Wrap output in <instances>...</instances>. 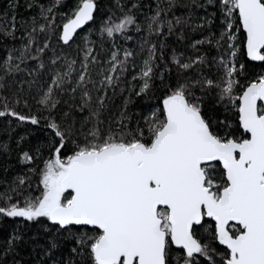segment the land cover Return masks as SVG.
Wrapping results in <instances>:
<instances>
[{
  "label": "snow or ice",
  "instance_id": "snow-or-ice-1",
  "mask_svg": "<svg viewBox=\"0 0 264 264\" xmlns=\"http://www.w3.org/2000/svg\"><path fill=\"white\" fill-rule=\"evenodd\" d=\"M129 2L5 12L0 37L22 43L0 64L3 130L45 138L0 144L29 166L0 181V220L22 226L0 264H26L30 241L27 264H264V0H156L142 19ZM205 26L191 54L168 43ZM132 32L139 51L119 43ZM133 96L155 103L130 113Z\"/></svg>",
  "mask_w": 264,
  "mask_h": 264
},
{
  "label": "trees",
  "instance_id": "trees-1",
  "mask_svg": "<svg viewBox=\"0 0 264 264\" xmlns=\"http://www.w3.org/2000/svg\"><path fill=\"white\" fill-rule=\"evenodd\" d=\"M51 2V0H35V4H44L48 5ZM66 4L71 7L74 6L76 3V0H65ZM100 4L103 7V11L105 13L108 12L109 9L116 11L117 14H119V11L116 7V0H99ZM122 3L126 4L127 6H130L129 0H121ZM132 2H138L142 7L139 10V13L142 14L148 13L149 8L147 7L149 4L152 5V7H155L156 0H132ZM12 3V0H0V24H3L5 27L7 26V22L4 19L5 12L8 10L9 4ZM29 3H33V0H19L20 7L17 10V20L21 17L25 19H29L33 15H38V8L34 7L33 9L29 10L27 9L26 5ZM63 11H68V8L65 7ZM211 11V9L209 10ZM177 15H187L188 11L184 9H178L176 10ZM206 13L203 9H197L193 13V20L191 23H204V17ZM208 19H212L211 16H208ZM218 22L214 21L212 26V31L216 30L215 25ZM20 32H17V37L20 36ZM133 36V40L124 42L119 41L122 47L128 48V49H135L136 51H139L137 49V39L138 36L135 32L130 33ZM206 35H208V26H205V29H197L196 31H189L185 30L184 32V38L178 39L176 35H173L169 37L168 43L171 45L172 48L176 49L177 52L183 51L186 54H191L192 50L190 48V43L196 39H203ZM95 38V37H94ZM21 41L17 39L16 41L12 40H4L2 37H0V64L3 63V60L7 57L8 50L11 49L13 46L19 47L21 45ZM170 55V53H169ZM137 63H139V58L137 59ZM129 80H131V76L128 77ZM124 97L118 96L115 100V106L110 110L112 114L115 113L116 109H118L121 105L122 99ZM133 103L129 105V112L135 113V112H141L143 111L149 103H155V101H145L140 97H132ZM107 115V114H106ZM79 118V117H77ZM103 118V117H102ZM222 118V117H221ZM15 125V121L12 122L11 125H6L3 121V118H0V144L8 142L11 144L13 148H15V142L19 139L20 136H24L25 143L24 147L27 149L30 144L35 145L38 142H43L45 138V132L42 128L37 126H32L28 124H22L18 127H15V131L11 132L12 139L9 140V135L6 133L3 129L11 128ZM29 166L25 164H21L18 161L17 153L12 152L10 155H0V181L5 180H12L17 175H22L27 171V168ZM34 179V178H33ZM3 185L0 184V190H2ZM22 226L18 225L17 223L13 222L10 219H3L0 220V249L3 248L4 243L7 241V239L10 237V235L17 230V228H21ZM37 230L35 228L28 230L25 233V239H27L29 236L36 235ZM37 242L39 244L46 243L43 236H39L37 239ZM32 242L30 241L27 244H22L21 247L17 248V252L19 253V258L22 259V261L30 262V260L33 258L32 255ZM71 247L70 244L66 245L64 248L61 249L63 252V255L65 258L68 256V249ZM0 255H2V252H0Z\"/></svg>",
  "mask_w": 264,
  "mask_h": 264
}]
</instances>
